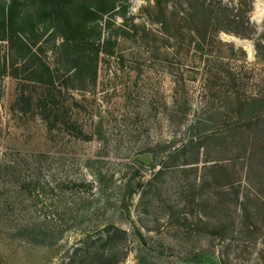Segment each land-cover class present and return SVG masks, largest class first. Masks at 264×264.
Returning <instances> with one entry per match:
<instances>
[{"label": "rangeland", "instance_id": "obj_1", "mask_svg": "<svg viewBox=\"0 0 264 264\" xmlns=\"http://www.w3.org/2000/svg\"><path fill=\"white\" fill-rule=\"evenodd\" d=\"M192 1L121 0V14L99 20L93 78L73 76L45 38L40 60L11 58L0 41V264H96L94 252L107 264H264V229L241 227L234 193L246 187L245 148L264 135V114L252 128L237 115L264 97V0H247L250 9L206 0L224 21L233 9L229 28L247 34H215L208 54L175 24L195 11ZM209 133L226 138L206 141L199 156L178 152ZM142 155L150 166L134 164ZM214 163L231 179L205 169ZM252 164L257 188L261 165ZM228 180L241 183L218 187ZM225 206L233 234L209 236ZM34 222L47 230L43 245L20 230Z\"/></svg>", "mask_w": 264, "mask_h": 264}, {"label": "trees", "instance_id": "obj_2", "mask_svg": "<svg viewBox=\"0 0 264 264\" xmlns=\"http://www.w3.org/2000/svg\"><path fill=\"white\" fill-rule=\"evenodd\" d=\"M155 1L158 5L161 4L160 0ZM239 4H241V7L246 8L251 6V3L247 2V0H239ZM191 5L196 8L195 11L179 17L175 24L180 30L183 29L181 24L184 25V28L188 29L189 45L195 43L193 46L195 51L205 52L206 50L207 54L213 53L211 46L213 36L221 31L231 32L243 38L247 37V34H239V32H234V30L229 28L232 25L230 18L232 17L235 21V17L237 16V14L232 13L233 9H224L230 12L228 20L224 21L222 10L219 6H213L211 1L193 0ZM125 9L126 6L121 4V0H6L0 4V41H5L8 44L11 58L23 61L26 58L40 60L38 52H42L40 46L42 45V39L45 38L44 41L54 44L55 54H65L67 58L65 60L66 67L72 68L73 76L81 79L85 73L90 72L93 78L96 75V60L100 51L98 45L101 37L99 20L109 14H121L120 10L124 11ZM246 29L249 30L248 27ZM57 38L61 42L55 45ZM45 67V70L49 73L48 76H51L50 68L48 66ZM41 73L40 69L30 68L31 75H40ZM239 108L240 110L237 112L239 119L244 121L250 118L256 121L254 123L252 120L245 125L248 128H252L262 121L261 115L264 114V97H252L241 104ZM241 128L243 126L238 125L236 130L240 131ZM225 138L224 135L217 136L209 133L199 140H189L178 152H185L188 147H192V150H195L199 156L200 151L205 147L206 141L215 139L223 141ZM247 143L246 146L248 145ZM249 145L250 153L246 152L249 148L246 147L244 154H242L244 155L242 157H246L242 159L247 160L243 175L246 187H244L245 190L241 193L237 190L234 192L235 203L238 210L242 213L241 227L247 231L249 227H252L253 232L258 233L264 229V135L255 136ZM162 150L168 151L165 147ZM178 152H169L166 160L170 161L169 163H174ZM253 161H257L261 165L258 173L255 175L257 179L256 183L259 185L257 188L252 185ZM133 162L138 167H142L143 165L137 160ZM205 163L207 165L210 161H205ZM196 164L197 159L186 160L179 164V166L185 167ZM205 169H210V173L212 171H221V175L225 178H230L229 174H232V172L228 173L223 165L218 163L209 164V166H205ZM239 183H241V180H228L218 187L228 185L234 188ZM228 209L229 206H225L221 210L225 220L220 219V221L213 224L210 221L207 223V226L210 228V231L207 232L209 236L225 239L233 234L235 220L232 215L225 213ZM20 230L21 232L25 231L23 233L28 232L24 237L33 243L43 245L48 241L47 230L41 224L34 222L26 227H22ZM115 233L113 235L109 234L107 237L108 242L112 245ZM221 233L226 234L222 235ZM114 249L115 247H112L109 253L114 251ZM94 253H97L96 264H107L103 255H100L98 252ZM106 258L108 259V257Z\"/></svg>", "mask_w": 264, "mask_h": 264}, {"label": "water", "instance_id": "obj_3", "mask_svg": "<svg viewBox=\"0 0 264 264\" xmlns=\"http://www.w3.org/2000/svg\"><path fill=\"white\" fill-rule=\"evenodd\" d=\"M136 160L139 161L140 163L146 165V166H150L152 164V159L146 155L137 156Z\"/></svg>", "mask_w": 264, "mask_h": 264}]
</instances>
